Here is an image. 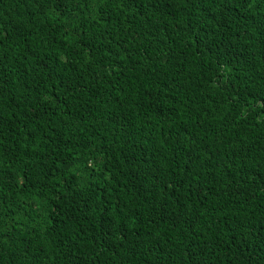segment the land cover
<instances>
[{
    "label": "trees",
    "instance_id": "1",
    "mask_svg": "<svg viewBox=\"0 0 264 264\" xmlns=\"http://www.w3.org/2000/svg\"><path fill=\"white\" fill-rule=\"evenodd\" d=\"M0 264H264V0H0Z\"/></svg>",
    "mask_w": 264,
    "mask_h": 264
}]
</instances>
